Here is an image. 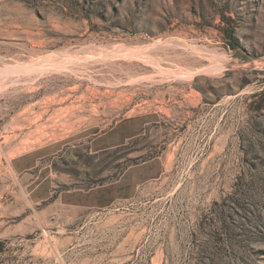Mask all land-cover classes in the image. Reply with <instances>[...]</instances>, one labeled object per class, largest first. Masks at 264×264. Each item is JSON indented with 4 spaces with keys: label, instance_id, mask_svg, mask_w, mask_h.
Instances as JSON below:
<instances>
[{
    "label": "rangeland",
    "instance_id": "obj_1",
    "mask_svg": "<svg viewBox=\"0 0 264 264\" xmlns=\"http://www.w3.org/2000/svg\"><path fill=\"white\" fill-rule=\"evenodd\" d=\"M0 264H264V0H0Z\"/></svg>",
    "mask_w": 264,
    "mask_h": 264
},
{
    "label": "crops",
    "instance_id": "obj_2",
    "mask_svg": "<svg viewBox=\"0 0 264 264\" xmlns=\"http://www.w3.org/2000/svg\"><path fill=\"white\" fill-rule=\"evenodd\" d=\"M134 123L135 122L133 121H127L123 124H120L119 126L117 125L111 128L109 131L95 136L89 142L88 152L92 155L98 156L100 153L109 152L111 150L125 146L127 142L131 141L135 136L138 135V133L135 134V131L133 130ZM59 157H61V155H59ZM123 160L124 159L122 158L121 160L117 161L123 162ZM129 169L130 167L124 170L122 174L125 175ZM69 173L70 171L57 166V175L65 177V175ZM103 187L104 185L99 184V186L94 187L93 189H101Z\"/></svg>",
    "mask_w": 264,
    "mask_h": 264
}]
</instances>
